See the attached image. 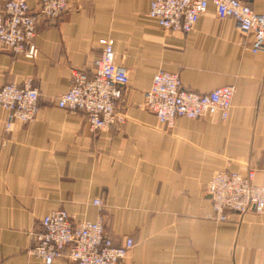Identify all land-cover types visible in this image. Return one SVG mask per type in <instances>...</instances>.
Segmentation results:
<instances>
[{
    "label": "crops",
    "instance_id": "obj_1",
    "mask_svg": "<svg viewBox=\"0 0 264 264\" xmlns=\"http://www.w3.org/2000/svg\"><path fill=\"white\" fill-rule=\"evenodd\" d=\"M152 1L68 0L60 18H39L36 59L0 51V89L30 82L40 94L35 120L10 132L0 109V264H45L31 254L43 218L64 210L73 223L96 221V199L114 244L135 242L125 264H264V213L219 224L206 190L220 171H253L264 185V54H253L252 36L219 20L213 6L182 34L149 17ZM241 1L264 14V0ZM29 6L36 14L39 0ZM104 39L115 41L116 63L129 71L118 103L125 122L92 132L83 113L57 100L74 70L92 76ZM160 71L198 94L234 86L229 118L161 126L144 105Z\"/></svg>",
    "mask_w": 264,
    "mask_h": 264
},
{
    "label": "built area",
    "instance_id": "obj_2",
    "mask_svg": "<svg viewBox=\"0 0 264 264\" xmlns=\"http://www.w3.org/2000/svg\"><path fill=\"white\" fill-rule=\"evenodd\" d=\"M210 6L215 8L219 20L232 19L243 36H252L253 54H264V14L254 12L241 0H153L149 17L166 31L189 34ZM68 7V0H39V10L33 14L29 0H7L0 10V51L36 59L39 18L58 19ZM99 44L102 54L95 62L92 76L74 70L70 90L57 100L60 109L83 113L92 132L124 124L125 117L118 112V103L129 84V71L116 63L115 41L104 39ZM235 94L234 86L198 94L184 88L178 74L160 71L153 78L144 105L161 126L170 128L179 118L199 120L218 116L227 120ZM39 99L38 89L30 82L23 86L4 85L0 89V109L6 115V131L10 132L15 123L34 121ZM253 173L220 171L214 174L206 190L217 223H228L232 214L264 213V185H255ZM94 206L99 210L96 221L73 223L71 215L64 210L45 216L31 254L45 264L63 258L74 264H125L135 246L133 238L115 245L105 232L103 201L96 199Z\"/></svg>",
    "mask_w": 264,
    "mask_h": 264
}]
</instances>
